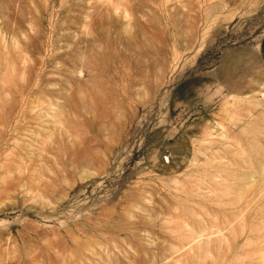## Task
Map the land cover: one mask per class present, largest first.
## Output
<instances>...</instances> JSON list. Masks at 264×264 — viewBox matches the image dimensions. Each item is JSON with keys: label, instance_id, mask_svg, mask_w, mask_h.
Returning <instances> with one entry per match:
<instances>
[{"label": "rangeland", "instance_id": "rangeland-1", "mask_svg": "<svg viewBox=\"0 0 264 264\" xmlns=\"http://www.w3.org/2000/svg\"><path fill=\"white\" fill-rule=\"evenodd\" d=\"M0 264H264V0H0Z\"/></svg>", "mask_w": 264, "mask_h": 264}, {"label": "bare ground", "instance_id": "bare-ground-1", "mask_svg": "<svg viewBox=\"0 0 264 264\" xmlns=\"http://www.w3.org/2000/svg\"><path fill=\"white\" fill-rule=\"evenodd\" d=\"M246 181H247V179H246ZM245 184V183H244ZM243 186V185H242ZM242 186H240L241 188H242ZM243 190H241V192H242Z\"/></svg>", "mask_w": 264, "mask_h": 264}]
</instances>
